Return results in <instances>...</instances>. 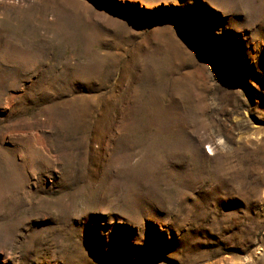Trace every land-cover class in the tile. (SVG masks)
I'll use <instances>...</instances> for the list:
<instances>
[{
	"label": "rangeland",
	"instance_id": "374dc122",
	"mask_svg": "<svg viewBox=\"0 0 264 264\" xmlns=\"http://www.w3.org/2000/svg\"><path fill=\"white\" fill-rule=\"evenodd\" d=\"M0 264H264V0H0Z\"/></svg>",
	"mask_w": 264,
	"mask_h": 264
}]
</instances>
